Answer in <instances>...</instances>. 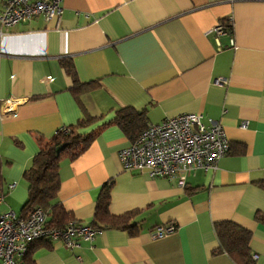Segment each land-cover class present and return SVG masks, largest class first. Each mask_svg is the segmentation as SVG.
<instances>
[{
	"label": "crops",
	"instance_id": "obj_1",
	"mask_svg": "<svg viewBox=\"0 0 264 264\" xmlns=\"http://www.w3.org/2000/svg\"><path fill=\"white\" fill-rule=\"evenodd\" d=\"M62 6L58 20L0 23V212L21 214L28 195L23 175L40 143L73 129L94 137L59 165L56 201L68 223L89 225L102 187L111 185L109 213L138 211V233L100 231L75 249L34 242L27 264H236L213 254L219 222L250 232L251 257L264 264V0ZM218 24L231 28L216 40L211 30ZM62 60L73 65L77 93ZM125 108L143 111L147 125L184 114L218 122L230 151L214 168L190 173L183 188L125 171L118 154L132 139L115 118ZM88 118L91 124L77 126ZM165 225L175 231L153 239L154 228Z\"/></svg>",
	"mask_w": 264,
	"mask_h": 264
},
{
	"label": "built area",
	"instance_id": "obj_2",
	"mask_svg": "<svg viewBox=\"0 0 264 264\" xmlns=\"http://www.w3.org/2000/svg\"><path fill=\"white\" fill-rule=\"evenodd\" d=\"M62 2L7 0L0 12V23L4 27H14L37 17L46 22L58 20L63 13ZM226 28L218 24L211 33L217 40L225 34ZM230 46H234L233 39ZM229 151V142L218 122L209 120L204 124L200 115L184 114L160 124L147 125L129 146L119 151L118 158L125 171L165 178L183 188L190 173L196 169L214 168ZM13 187L7 186V190ZM3 202L4 191L0 186V205ZM46 219L47 214L40 208L33 209L26 217H19L12 210L0 212V264H25L29 246L37 241L61 243L68 249H75L81 241L91 242L100 233L73 220L62 228L49 227ZM174 231L175 227L171 225L158 226L151 236L160 239Z\"/></svg>",
	"mask_w": 264,
	"mask_h": 264
},
{
	"label": "trees",
	"instance_id": "obj_3",
	"mask_svg": "<svg viewBox=\"0 0 264 264\" xmlns=\"http://www.w3.org/2000/svg\"><path fill=\"white\" fill-rule=\"evenodd\" d=\"M230 28L231 26L227 24V30ZM60 66L70 77L73 91L79 92L81 84L77 80L73 65L67 60H62ZM83 86L82 88L87 89L92 86V83ZM115 118L121 129L132 139L131 141H134L147 125L143 111L125 108L117 112ZM92 122L93 120L88 118L79 122L77 126L83 127ZM93 137V134L82 136L76 134L73 129H69L66 134L57 132L49 141L40 143L31 167L23 175L27 184L28 195L21 214L18 215L19 217H26L33 209L40 208L47 214V226L62 228L68 223L70 215L56 201L60 187L59 165L63 159L73 160L77 158L88 147ZM110 188L111 185L102 187L95 204L94 218L89 226L99 231L114 229L127 231L129 235L135 236L138 233V228L133 220L139 212H129L121 216L111 215L109 213ZM194 191L191 190L190 193ZM214 232L218 247L213 250V254L224 253L236 264H255L248 246L250 232L229 222L216 223ZM35 243L29 246L25 264L29 262L28 256L37 248V246H32Z\"/></svg>",
	"mask_w": 264,
	"mask_h": 264
}]
</instances>
